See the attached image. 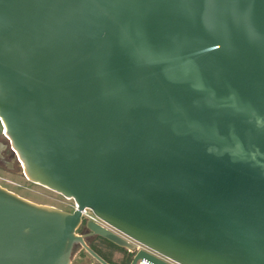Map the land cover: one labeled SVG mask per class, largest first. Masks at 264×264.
<instances>
[{"label": "water", "instance_id": "obj_1", "mask_svg": "<svg viewBox=\"0 0 264 264\" xmlns=\"http://www.w3.org/2000/svg\"><path fill=\"white\" fill-rule=\"evenodd\" d=\"M0 137L74 203L0 185V264H108L79 229L128 264H264V0H0Z\"/></svg>", "mask_w": 264, "mask_h": 264}, {"label": "rangeland", "instance_id": "obj_2", "mask_svg": "<svg viewBox=\"0 0 264 264\" xmlns=\"http://www.w3.org/2000/svg\"><path fill=\"white\" fill-rule=\"evenodd\" d=\"M0 142L5 146L4 141ZM0 156H3L2 154ZM6 163L11 166L10 168L0 166V185L15 194L40 205H48L66 212H72L74 203L72 200L66 199L61 195L46 189L40 185L33 184L23 177L21 169L16 162L10 160V154L5 153ZM89 247L105 262L108 264H114L111 262L107 256L101 253L95 247L89 245ZM72 264H98L89 255H87L83 250L78 247L75 248Z\"/></svg>", "mask_w": 264, "mask_h": 264}, {"label": "flooded vegetation", "instance_id": "obj_3", "mask_svg": "<svg viewBox=\"0 0 264 264\" xmlns=\"http://www.w3.org/2000/svg\"><path fill=\"white\" fill-rule=\"evenodd\" d=\"M0 140L4 141L5 144H7V146L5 145V147H3L4 145L0 142V155L1 154L3 155L0 158V166L1 167L5 166L6 168L7 167L10 168V166L6 163V160L9 159H6V156H4V154L9 153L11 156L10 157L11 160L13 159L12 151L8 146V143L5 138L0 137ZM77 234L85 237L84 240L88 246L91 245L96 249H98L101 253L105 254L107 258L114 264H128L132 258V254L129 251L118 248L100 238L89 236L82 229H79L77 231Z\"/></svg>", "mask_w": 264, "mask_h": 264}, {"label": "built area", "instance_id": "obj_4", "mask_svg": "<svg viewBox=\"0 0 264 264\" xmlns=\"http://www.w3.org/2000/svg\"><path fill=\"white\" fill-rule=\"evenodd\" d=\"M82 219L91 220V221L98 223V219L87 209H85L82 212ZM162 259H163V261H165L168 264H176V263H174V262H172L166 258H162ZM136 264H152V263H150L149 261H147L145 259H139V260H137Z\"/></svg>", "mask_w": 264, "mask_h": 264}]
</instances>
